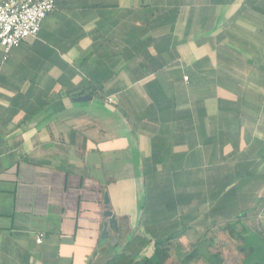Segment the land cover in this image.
Here are the masks:
<instances>
[{
  "label": "crops",
  "instance_id": "crops-1",
  "mask_svg": "<svg viewBox=\"0 0 264 264\" xmlns=\"http://www.w3.org/2000/svg\"><path fill=\"white\" fill-rule=\"evenodd\" d=\"M237 221L264 241V0H54L0 48V264L138 261L169 238L182 264Z\"/></svg>",
  "mask_w": 264,
  "mask_h": 264
},
{
  "label": "trees",
  "instance_id": "trees-1",
  "mask_svg": "<svg viewBox=\"0 0 264 264\" xmlns=\"http://www.w3.org/2000/svg\"><path fill=\"white\" fill-rule=\"evenodd\" d=\"M239 224L238 221L234 224L227 223L222 228V231L232 239H237L239 241L238 247L243 254L245 264H264V241H256L255 238L253 239L247 234L243 226L240 227V231H237V226H240ZM170 239L172 238L165 241H158L155 244L153 255L149 258H142L141 260L135 261L124 255L114 254L107 257L99 264H165L169 259L168 242ZM210 247L211 245H208L206 248L209 249ZM204 250L202 244L193 247L189 253L182 257V264H190L199 258H202L207 264H234V259L230 260L229 263L227 259L223 257L221 249L215 250V252Z\"/></svg>",
  "mask_w": 264,
  "mask_h": 264
},
{
  "label": "built area",
  "instance_id": "built-area-1",
  "mask_svg": "<svg viewBox=\"0 0 264 264\" xmlns=\"http://www.w3.org/2000/svg\"><path fill=\"white\" fill-rule=\"evenodd\" d=\"M53 9L54 0H0L2 62L7 60L13 48L38 34L43 19ZM108 101L111 102V99ZM42 236V234L36 236V243H41Z\"/></svg>",
  "mask_w": 264,
  "mask_h": 264
},
{
  "label": "rangeland",
  "instance_id": "rangeland-1",
  "mask_svg": "<svg viewBox=\"0 0 264 264\" xmlns=\"http://www.w3.org/2000/svg\"><path fill=\"white\" fill-rule=\"evenodd\" d=\"M223 241L225 242V244ZM223 244L225 245V253L228 254V257H231V258L226 257L227 261L230 263V259L231 260L233 259V256L235 253V247H236V245L239 244V241L237 239H232L227 234H222L221 236L215 235L213 247L211 245V247L209 249H207V248L206 249L204 248V249L208 250L209 252L210 251L215 252V250H220ZM190 264H207V263L201 258V259H198V260L191 262Z\"/></svg>",
  "mask_w": 264,
  "mask_h": 264
},
{
  "label": "water",
  "instance_id": "water-1",
  "mask_svg": "<svg viewBox=\"0 0 264 264\" xmlns=\"http://www.w3.org/2000/svg\"><path fill=\"white\" fill-rule=\"evenodd\" d=\"M90 97H81V100H86L89 99ZM104 203L107 204L108 203V198L107 195H104ZM104 215L107 217V221L103 224V229L101 232V242L100 245L103 244L104 242L107 241V236H108V229H116L117 228V221L116 219L113 217L112 213L107 210L105 211Z\"/></svg>",
  "mask_w": 264,
  "mask_h": 264
}]
</instances>
